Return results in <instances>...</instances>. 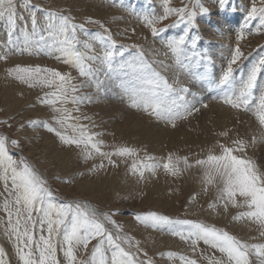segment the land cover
<instances>
[{
    "label": "snow or ice",
    "instance_id": "obj_1",
    "mask_svg": "<svg viewBox=\"0 0 264 264\" xmlns=\"http://www.w3.org/2000/svg\"><path fill=\"white\" fill-rule=\"evenodd\" d=\"M218 2L221 8L227 4V0ZM194 3L200 14L209 12L208 8L198 4V0H194ZM164 4L163 15L142 17L153 36L164 31L155 25L173 14L186 22L187 26H196L195 7L185 4L172 8L168 6L169 0H164ZM16 9V0H0V18H6L10 26V44H13L11 36L16 24ZM30 16L32 35L35 36L36 11H31ZM45 18L48 21L44 30L47 38L40 35L39 40L33 44L26 36L23 47L13 44L5 54L0 55V60L6 61L8 55L24 52L29 55L35 52L54 56L56 60L77 69L80 77L89 82L95 81L98 91L102 90L103 82L98 80L97 74L105 69V75L122 78L120 87L130 108L142 111L149 118L173 129L178 127V121L198 114V104L207 107L178 78L170 81L158 71L153 66L155 63L164 68L168 65L163 61L149 62L139 45H132L135 52H129V58L125 59V52L129 49L120 46L117 50L116 42L100 21L89 17L84 23H76L70 15H58L55 12H47ZM252 20H259L260 27H264V0H260L259 6L256 0H252L246 24ZM85 23L98 24L103 29L105 34L97 33L91 37L103 45L102 55L89 54L94 52L92 44L79 39V33L86 31ZM186 35L187 27L184 35L169 39L166 43L175 65L181 68L187 67L184 60H191L196 55L193 53L189 57L186 54ZM196 39L193 37V47ZM242 39L243 32L238 34L231 58L218 80L210 77L207 70L197 78L218 89L220 95L217 99L224 105L237 111L251 112L262 130L260 139L264 140V83L258 84V74L264 72V56L248 69L246 75L237 79L235 72L243 56L240 47ZM81 47L85 51H81ZM94 64H99L100 67H93ZM7 75L30 88L41 86L49 89L39 98V103L50 109L51 122L30 120L28 124L33 128L42 127L53 134L61 146L78 149V155L85 162L98 158L99 163L93 162L88 168L89 174H98L109 166L118 167L120 162L129 160L131 163L128 171L138 181H143L146 173L155 176L161 168L172 177H179L189 169L197 168L201 173L202 192L207 194L211 189L215 193L208 207L214 211L222 207L225 212L229 207L246 209L238 212L232 219L246 220L256 225L260 236L264 237V171L242 155L248 146L245 139L239 136L231 138L229 129L221 130L214 135L228 138L230 143L217 140L206 153L192 160L188 156L172 152L162 162L147 153L141 159L140 149L126 144L113 145L111 150L106 151L103 150L105 142L100 139L103 133L91 130L96 127L95 124L83 122L91 121V118L80 112V105L93 102L91 96L79 94L85 84L74 83L69 73L39 65H16L7 69ZM256 89H259L258 96L254 95ZM256 141L257 137L253 136L251 142ZM9 144L15 148L20 147L19 140H9L0 135V211L6 216L5 234L14 240L20 264H61L57 259L58 250L63 253L66 264H154V260L140 247L139 241L133 236L122 234V227L113 219L118 213L100 211L87 201L54 202L48 180L25 158H13L9 152ZM197 198L198 194L193 193L189 202ZM134 218L146 228L167 230L173 237L189 244L193 253L198 251L202 241L222 254L221 258L207 257V264H253L250 259L253 254L259 264H264V242L248 243L215 225L193 219H173L154 211L136 214ZM109 225L115 229V233ZM92 241L96 243L92 245L90 256H78L81 249H89ZM109 252L110 259L107 255ZM161 255L169 259L178 258L181 264H198L196 259L173 251ZM4 256L5 252L0 248V264H5Z\"/></svg>",
    "mask_w": 264,
    "mask_h": 264
},
{
    "label": "rangeland",
    "instance_id": "obj_2",
    "mask_svg": "<svg viewBox=\"0 0 264 264\" xmlns=\"http://www.w3.org/2000/svg\"><path fill=\"white\" fill-rule=\"evenodd\" d=\"M256 3L259 6L260 0H256ZM16 4L17 18L11 40L13 44L21 47L24 46L26 36L33 44L39 40L40 35L47 38V33L44 31L48 23L45 14L55 12L58 15H70L76 23H84L89 17L103 23L108 29V34L116 42L117 50L120 46H126L129 49L125 52V59L129 58V52H135L131 46L139 45L145 54V59L149 62L162 61V56L166 64L174 63V57L166 47L167 41L184 35L187 27L185 51L189 57H192L193 53L196 54L191 60L195 61L198 67H191L195 69L193 74L197 72L195 76L187 77L180 82L193 89H190L192 92L196 91L197 99L201 101V104L207 105L205 108L198 104L200 112L187 120L178 121V127L173 129L166 127L163 123H157L142 111L130 108L127 97L119 88L120 82H114L113 79V82L109 83L111 76L105 75V69L97 74L98 80L103 82L102 90L98 91L95 81L89 82L80 77L77 69L56 60L54 56L35 52L29 55L24 52L10 54L6 61L0 60V135L8 137L9 140L20 141L19 148L9 144L10 155L15 159L25 158L48 180L54 202L87 201L100 211L118 213L113 219L122 227V234L133 236L139 241L140 247L154 260V264H181L178 258L169 259L161 255L168 251L196 259L198 264H207V257L221 258L222 254L202 241L199 243L198 251L193 253L189 244L178 237H173L167 230L146 228L139 224L134 218L139 213L154 211L173 219L198 220L222 228L245 242H264V237L260 236L256 225L246 220L232 219L238 212L246 209L229 207L225 212L222 207H218L215 211L208 207L215 193L211 189L207 194L202 192L201 173L197 168L189 169L179 177L169 176L161 168L157 170L155 176L146 173V178L138 181V178L128 171L131 163L129 160L120 162L118 167L109 166L98 174H89L88 168L93 162L99 163L98 158L95 161L85 162L78 155V149L61 146L53 134L42 127L33 128L28 124L30 120L51 122L50 109L39 103V98L49 89L41 86L30 88L7 75V69L16 65L22 67L39 65L42 68L47 67L61 73H69L74 83L85 84L79 94L91 96L93 102L81 104L80 112L91 118V121H83L84 123L96 125L91 129L92 131L103 133L100 137L105 142L103 150H111L113 145L126 144L140 149L141 159L147 153L162 162V159L172 152L188 156L192 160L206 153L217 140L230 143L228 138L214 135L216 132L229 129L231 138L239 136L249 141L242 155L251 159L261 171H264V140L257 137L262 130L247 128L248 132H244L242 125L238 124L243 117L242 113L250 115L252 113L237 111L224 105L217 99L220 95L218 89L210 87L207 81L197 78L205 74L207 70L210 77H216L215 79L218 80L222 74L221 70L227 67L231 52L237 43V36L241 32L244 33V39L240 40L243 56L238 62L236 78L246 75L248 69L264 56V27H260L259 20H252L246 24L252 0H227L223 8L220 7L218 0H198V4L209 9L207 14L199 13L194 0H169L168 6L172 8H179L185 4L195 7L196 26H187L186 22L179 20L173 14L155 25L157 28L164 29L155 36L145 25L142 17L163 15L164 0H16ZM31 11H36L37 14V35L35 36L32 35ZM84 27L86 31L79 33V39L82 42L87 40L92 44L94 52L89 54L102 55L103 45L99 41L92 40L91 37L97 33L105 34L103 29L98 24L89 23H85ZM9 30L7 19L0 18V55L5 54L13 46L9 43ZM193 37L197 38L195 47L192 46ZM81 51L85 50L81 47ZM187 61L184 60V62ZM153 66L160 71L159 63ZM93 67H100V65L94 64ZM262 75L264 76V72L258 74V84L264 83ZM118 78L120 77L116 79ZM198 80L202 81L201 86L194 85ZM190 84L192 85L189 86ZM254 95H259V89L254 91ZM207 97L208 99H205ZM211 102H214L217 108L209 104ZM115 104L117 109H109ZM69 107L72 106L69 105ZM222 108L227 111H223ZM228 111L230 114H227ZM224 117L227 118L226 122L223 120ZM251 117H254L253 114ZM4 121L7 123H3ZM204 122L209 124L206 125ZM155 126L165 128L168 135L163 133L162 136L150 137L151 134L146 131V128ZM252 126H255L254 123ZM253 136L257 137L256 143L251 142ZM202 140H205L203 144L205 147L201 144ZM0 190H2V184H0ZM193 193H197L198 198L190 203L189 198ZM0 209H2V203H0ZM5 227L6 216L0 211V248L5 252L3 259L5 264H20L15 242L5 234ZM108 227L115 233V229H112L110 225ZM95 243L96 241H92L87 251L81 249L78 256H90L92 245ZM107 255L110 259L111 253ZM57 259L61 261V264H66L63 253L59 250ZM250 259L253 264H259L254 254Z\"/></svg>",
    "mask_w": 264,
    "mask_h": 264
},
{
    "label": "bare ground",
    "instance_id": "obj_3",
    "mask_svg": "<svg viewBox=\"0 0 264 264\" xmlns=\"http://www.w3.org/2000/svg\"><path fill=\"white\" fill-rule=\"evenodd\" d=\"M223 33V32H222ZM147 50V49H146ZM193 51V50H192ZM192 51H190V52H192ZM196 52V51H195ZM161 58H162V61L164 62V58L161 56ZM170 58V57H169ZM194 59V58H193ZM198 59V58H197ZM199 60V59H198ZM201 61V60H200ZM196 62L195 61H192V60H188L187 62H184V64L185 65H187V67H184V68H181V67H177L176 65H175V62L173 63V62H171V63H166V65H168V67L167 68H164L161 64H160V72L163 74V75H165L166 77H168L169 78V80L170 81H173V80H175L176 78H178L180 81H184V79L185 78H187V77H191V76H195V74L197 73L196 71H195V74H193V71L195 70V69H191V67L193 66L194 68H196V67H198L196 64H195ZM199 64V63H198ZM206 64V63H205ZM204 65V64H203ZM202 65V66H203ZM207 65V64H206ZM220 65V64H219ZM218 65V66H219ZM158 67H159V65H158ZM196 70H198V68L196 69ZM221 71H223V70H221ZM199 72V71H198ZM198 74H200V73H198ZM214 74H215V72H214ZM202 75V74H201ZM215 76H217V75H215ZM263 76V75H262ZM118 76H116V75H112L111 76V78H109V83L111 82H113V79H114V82H120L119 83V88H121L120 87V84H121V77L120 78H118V79H116ZM264 77V76H263ZM216 78V77H215ZM191 79V78H190ZM194 79V78H193ZM189 82V81H188ZM205 82V81H204ZM261 82V81H260ZM201 83H202V81L200 82L199 80L198 81H196V83L194 84V85H196V86H201ZM207 83V82H206ZM192 84H190L189 86H191ZM191 89V88H190ZM198 89V88H197ZM191 90H193V89H191ZM196 90V89H195ZM200 91H201V89H199ZM199 90H197V91H199ZM203 90V89H202ZM207 90V89H206ZM205 90V91H206ZM121 91H123L122 90V88H121ZM195 93H196V91H195ZM208 93V92H207ZM210 93V92H209ZM204 96H205V93L203 94ZM200 96H202V94L200 95ZM208 96V95H207ZM209 97V96H208ZM208 97L207 98H205V99H208ZM214 97V96H213ZM211 98V97H210ZM204 99V98H203ZM113 101H115V100H113ZM209 104H212V106L214 105V102L212 103H209ZM217 104V103H216ZM219 105V104H218ZM211 106V107H212ZM215 106V105H214ZM216 107V106H215ZM214 107V108H215ZM221 107V106H220ZM213 108V107H212ZM217 108V107H216ZM109 109H117V107H116V104L115 105H113V107H110ZM223 109V108H222ZM222 109H220V110H222ZM218 111H219V108H218ZM223 111H225L224 109H223ZM227 111V110H226ZM225 111V112H226ZM220 113H222L221 111H220ZM123 114H124V111H123ZM125 114H126V112H125ZM227 114H230L229 113V111H228V113ZM122 115V114H121ZM223 115H225V114H223ZM234 115V114H233ZM252 115V114H251ZM251 115L250 114H246V113H242V118H241V120H239L238 121V124H240V125H242V129L244 130V132H248V130H247V128H250L251 130H254L255 128H260L259 127V125H258V122L256 121V119L254 118V117H251ZM227 116H229V115H227ZM236 116V115H235ZM227 119V118H226ZM226 119H225V117H224V119L223 120H225V122H226ZM229 119V118H228ZM233 120V119H232ZM213 121V120H212ZM224 122V123H225ZM158 123V122H157ZM205 123V122H204ZM208 123V122H207ZM207 123H205L206 125H208ZM252 123H254V127L252 126ZM200 126V125H199ZM210 126V125H209ZM239 127H241V126H239ZM238 127V128H239ZM199 129V128H198ZM166 129L165 128H160V127H157V126H155V127H148V128H146V131H148V132H150V134L151 135H149L150 137H153V136H159V135H161V134H167L168 135V133L165 131ZM165 131V132H164ZM147 132V133H148ZM260 132L261 131H259V134L257 135V137L260 139V136H261V134H260ZM241 133V132H240ZM153 135V136H152ZM162 136V135H161ZM244 136H245V133H244ZM155 137H153V138H155ZM186 137V136H185ZM188 138V137H187ZM190 139V138H189ZM206 140V139H205ZM205 140H202V146H203V144H205ZM247 140V139H246ZM208 141V140H207ZM249 142V141H248ZM200 144V143H199ZM208 145V144H207ZM200 146V145H199ZM203 147H205V146H203ZM202 147V148H203ZM199 149H201V148H199ZM204 149V148H203ZM202 150V149H201ZM201 152V151H200Z\"/></svg>",
    "mask_w": 264,
    "mask_h": 264
}]
</instances>
